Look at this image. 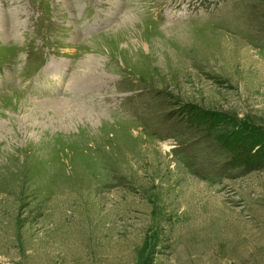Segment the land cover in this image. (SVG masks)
I'll return each instance as SVG.
<instances>
[{"label":"rangeland","instance_id":"1","mask_svg":"<svg viewBox=\"0 0 264 264\" xmlns=\"http://www.w3.org/2000/svg\"><path fill=\"white\" fill-rule=\"evenodd\" d=\"M0 264H264V0H0Z\"/></svg>","mask_w":264,"mask_h":264}]
</instances>
